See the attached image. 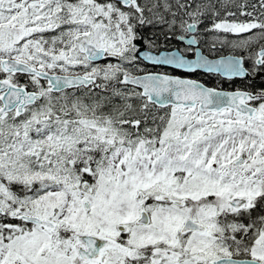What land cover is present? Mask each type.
<instances>
[{
  "label": "snow or ice",
  "instance_id": "6c2138e0",
  "mask_svg": "<svg viewBox=\"0 0 264 264\" xmlns=\"http://www.w3.org/2000/svg\"><path fill=\"white\" fill-rule=\"evenodd\" d=\"M258 78L264 0H0V264H264Z\"/></svg>",
  "mask_w": 264,
  "mask_h": 264
},
{
  "label": "flooded vegetation",
  "instance_id": "af4514ba",
  "mask_svg": "<svg viewBox=\"0 0 264 264\" xmlns=\"http://www.w3.org/2000/svg\"><path fill=\"white\" fill-rule=\"evenodd\" d=\"M230 40L232 39V36L228 37ZM156 42L160 47L156 50L155 52H158L162 49L165 50H170V49H175L177 47L183 48L185 47L184 42H178L173 38L172 40L166 41L163 36H157L156 37ZM202 51L203 54L208 56V57H218V56H224V55H238L239 51L238 50H233L229 46H224L221 47L219 44L216 45V49L214 51H209V46L204 45L202 46ZM189 57H194V56H189ZM141 67H144L147 71H158V72H163V73H168V74H173V75H180V76H189L190 74L183 72L182 70L179 69H174L169 66H160V65H153L147 62H144ZM191 78H195L200 80L201 82L205 83L208 86H218L223 89H236L240 87H245L249 82L246 80H241L240 78H234L231 82L225 78L220 76L219 74L216 73H204L202 70H198L195 74H191ZM262 82L259 78L252 83L253 88H257L261 85Z\"/></svg>",
  "mask_w": 264,
  "mask_h": 264
},
{
  "label": "water",
  "instance_id": "95a60500",
  "mask_svg": "<svg viewBox=\"0 0 264 264\" xmlns=\"http://www.w3.org/2000/svg\"><path fill=\"white\" fill-rule=\"evenodd\" d=\"M170 50H174V49H170ZM161 51H167V50H165V49H162V50H160V51H158V52H155L154 51V54H158L159 52H161ZM227 56H230L229 54L228 55H224V56H218V57H213V58H211V57H208L209 59H213V60H216V59H220L221 57H227ZM188 58H191V59H194L195 57H188ZM147 63H149V62H147ZM151 64V63H150ZM160 66H169V65H160ZM169 67H171V68H174V67H172V66H169ZM174 69H176V68H174ZM180 70V69H179ZM183 71V70H182ZM149 72H153V73H160V74H168V73H163V72H158V71H149ZM183 72H185V71H183ZM140 74H144V73H140ZM216 74H219V73H216ZM168 75H172V76H180V75H173V74H168ZM220 75V74H219ZM221 76V75H220ZM180 77H185V76H180ZM223 77V76H222ZM226 78V77H225ZM192 79H195V78H192ZM208 86V85H207ZM223 89V88H222ZM224 90H230V89H224ZM232 90H234V89H232Z\"/></svg>",
  "mask_w": 264,
  "mask_h": 264
},
{
  "label": "rangeland",
  "instance_id": "374dc122",
  "mask_svg": "<svg viewBox=\"0 0 264 264\" xmlns=\"http://www.w3.org/2000/svg\"><path fill=\"white\" fill-rule=\"evenodd\" d=\"M232 39H234V37H232Z\"/></svg>",
  "mask_w": 264,
  "mask_h": 264
}]
</instances>
